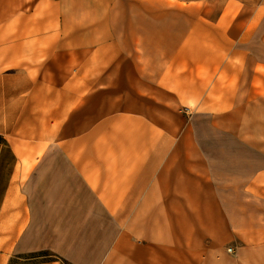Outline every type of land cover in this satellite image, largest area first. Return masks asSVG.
Here are the masks:
<instances>
[{"label": "crops", "instance_id": "obj_1", "mask_svg": "<svg viewBox=\"0 0 264 264\" xmlns=\"http://www.w3.org/2000/svg\"><path fill=\"white\" fill-rule=\"evenodd\" d=\"M237 1L0 0V264H264Z\"/></svg>", "mask_w": 264, "mask_h": 264}, {"label": "rangeland", "instance_id": "obj_2", "mask_svg": "<svg viewBox=\"0 0 264 264\" xmlns=\"http://www.w3.org/2000/svg\"><path fill=\"white\" fill-rule=\"evenodd\" d=\"M244 5L237 6L239 9L249 7V33L244 35L243 44L247 47L238 48L239 56L249 57V94H255L254 90L264 88V0H243ZM240 36L241 33L239 32ZM239 38V39H240ZM244 83H246L244 81ZM195 110L187 112L188 118H192ZM206 134L234 135L249 137V123H207ZM237 144L238 150H245L246 144ZM242 241H239V244ZM50 256V255H47ZM49 258V257H48ZM26 260V259H25ZM32 260V259H31ZM17 262H24V260Z\"/></svg>", "mask_w": 264, "mask_h": 264}, {"label": "trees", "instance_id": "obj_3", "mask_svg": "<svg viewBox=\"0 0 264 264\" xmlns=\"http://www.w3.org/2000/svg\"><path fill=\"white\" fill-rule=\"evenodd\" d=\"M47 255L53 256L52 259H56L54 254H51L49 252H37V253H33L31 255L25 256L23 257L24 259H26V262L32 261V260H40L43 259L45 257H47ZM32 259V260H31ZM63 264H67L65 261H63Z\"/></svg>", "mask_w": 264, "mask_h": 264}]
</instances>
